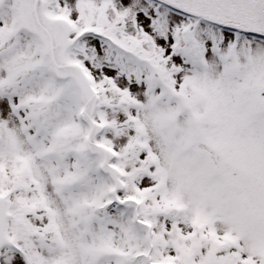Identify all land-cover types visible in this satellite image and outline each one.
<instances>
[{"label": "snow or ice", "instance_id": "6c2138e0", "mask_svg": "<svg viewBox=\"0 0 264 264\" xmlns=\"http://www.w3.org/2000/svg\"><path fill=\"white\" fill-rule=\"evenodd\" d=\"M0 264H264V0H0Z\"/></svg>", "mask_w": 264, "mask_h": 264}]
</instances>
